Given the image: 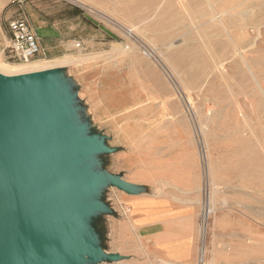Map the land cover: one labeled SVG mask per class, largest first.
Instances as JSON below:
<instances>
[{
    "label": "rangeland",
    "instance_id": "obj_1",
    "mask_svg": "<svg viewBox=\"0 0 264 264\" xmlns=\"http://www.w3.org/2000/svg\"><path fill=\"white\" fill-rule=\"evenodd\" d=\"M30 9L31 25L80 37L66 57L83 61L60 68L79 120L111 149L97 168L138 187L102 189L108 211L94 227L119 257L93 264H200L203 246L206 264H264V0H38ZM11 12L0 8V60L18 64ZM37 61L49 62L28 63ZM141 198L195 203L194 263L168 260L157 240L190 235L187 221L142 237Z\"/></svg>",
    "mask_w": 264,
    "mask_h": 264
},
{
    "label": "water",
    "instance_id": "obj_2",
    "mask_svg": "<svg viewBox=\"0 0 264 264\" xmlns=\"http://www.w3.org/2000/svg\"><path fill=\"white\" fill-rule=\"evenodd\" d=\"M61 68L0 73V264L116 260L99 242L101 191L138 187L97 168L110 152L78 116Z\"/></svg>",
    "mask_w": 264,
    "mask_h": 264
},
{
    "label": "crops",
    "instance_id": "obj_3",
    "mask_svg": "<svg viewBox=\"0 0 264 264\" xmlns=\"http://www.w3.org/2000/svg\"><path fill=\"white\" fill-rule=\"evenodd\" d=\"M38 0H0V8L9 6L12 8L10 20L24 16L22 12L31 15L30 4H34ZM9 20V21H10ZM8 21V22H9ZM40 38V46L42 52L39 54L43 59L54 61L73 54V47L70 45L72 37L76 40L79 36L62 32L54 24L33 23L31 25ZM79 42V41H77ZM134 221L136 227L142 232V237L146 239L153 238V235H159L164 228L161 226L164 222L173 220L174 222L187 221L190 225V235L186 237L174 236L168 239L158 238V245L164 257L172 262H188L194 263L196 259V240L193 234V226L197 220V211L194 202H185L183 204L169 203L162 200L141 198L140 202L133 210ZM180 229L175 230L177 234ZM154 240V239H153Z\"/></svg>",
    "mask_w": 264,
    "mask_h": 264
},
{
    "label": "built area",
    "instance_id": "obj_4",
    "mask_svg": "<svg viewBox=\"0 0 264 264\" xmlns=\"http://www.w3.org/2000/svg\"><path fill=\"white\" fill-rule=\"evenodd\" d=\"M8 32L9 50L22 63L29 62L42 52L40 38L25 16L10 20ZM79 46L80 43L76 42L75 47Z\"/></svg>",
    "mask_w": 264,
    "mask_h": 264
},
{
    "label": "bare ground",
    "instance_id": "obj_5",
    "mask_svg": "<svg viewBox=\"0 0 264 264\" xmlns=\"http://www.w3.org/2000/svg\"><path fill=\"white\" fill-rule=\"evenodd\" d=\"M243 1V0H242ZM210 5V4H209ZM209 7V6H208ZM249 11V10H247ZM247 11H240V15L242 17L247 16L248 12ZM251 11V10H250ZM252 12V11H251ZM222 15L223 13H215L212 17V19H216L219 22L222 23L223 19H222ZM240 16V17H241ZM263 16V15H262ZM245 22V21H244ZM184 25V24H183ZM227 31V30H226ZM206 38V37H205ZM186 43V42H185ZM234 43V42H233ZM181 45V44H180ZM235 45V44H234ZM168 47V46H167ZM153 53V52H152ZM237 53V52H236ZM154 54V53H153ZM243 58V57H242ZM92 59V58H91ZM80 60H82V58H74V57H64L61 59H57L54 61H37L34 63H18V64H9V63H5L3 61L0 60V73L4 74V75H16V74H21V73H28V72H34V71H40V70H44V69H51V68H60L63 66H66L70 63H76V62H80ZM83 61V60H82ZM249 72V71H248ZM252 74V73H250ZM152 78V77H151ZM250 80V79H249ZM258 85V84H257ZM249 87V86H248ZM247 88V86H246ZM261 88V87H260ZM165 90V89H164ZM251 92V91H250ZM262 92V91H261ZM155 94V93H154ZM264 95V94H263ZM156 96V95H155ZM245 98V97H244ZM251 99V98H250ZM161 104V102H160ZM141 106V105H140ZM209 111V110H208ZM206 151V150H205ZM207 157V154L205 152V158ZM207 166V165H206ZM208 172V170H207ZM210 172V171H209ZM211 174V173H210ZM209 175V174H208ZM207 179V178H206ZM207 181V180H206ZM208 182V181H207ZM211 182V181H210ZM207 190V189H206ZM213 192L215 193V191L213 190ZM211 193V192H210ZM211 204V203H210ZM209 204V205H210ZM261 209V208H260ZM263 209V208H262ZM206 215V214H205ZM202 235L205 236V227L203 225L202 227ZM204 253H205V248L204 246L201 248L200 251V255H199V262L200 264H206V261L204 259ZM169 264V263H167Z\"/></svg>",
    "mask_w": 264,
    "mask_h": 264
}]
</instances>
